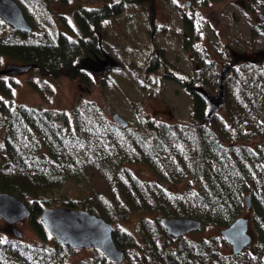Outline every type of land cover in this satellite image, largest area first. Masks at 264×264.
Segmentation results:
<instances>
[{
    "label": "trees",
    "instance_id": "obj_1",
    "mask_svg": "<svg viewBox=\"0 0 264 264\" xmlns=\"http://www.w3.org/2000/svg\"><path fill=\"white\" fill-rule=\"evenodd\" d=\"M15 1L33 33L15 31L0 19V65L5 59L33 64L57 76L76 75L79 62L90 54L110 55L102 45V22L142 2ZM73 2L75 26L67 23L64 31L59 22L66 18L53 5ZM163 56L154 55L149 72L165 68ZM201 65L203 77L196 69L184 85L204 84L215 90V64ZM232 70L225 82L224 105L211 118L205 100L194 96L190 123L147 121L139 126L140 121L137 127L131 122L128 127L115 124L96 103L81 98L71 113L15 105L10 91L14 80L0 77V93L8 97H0V192L21 199L32 213L29 219L37 234L47 239L39 215L58 204L53 193L115 162L107 174L109 195L74 193L60 205L112 223L114 240L126 251L122 264H264V65L246 61ZM32 87L41 90L35 83ZM137 163L148 166L154 179L143 180L127 166ZM179 184L187 186L180 189ZM247 195L251 211L245 206ZM243 216L250 217L255 241L251 249L234 254L220 231ZM165 217L196 219L201 230L211 226L216 234L199 240L174 238L162 225ZM130 220L135 232L122 228ZM74 252L56 239L51 246L0 240V264H72ZM78 264L115 263L101 254Z\"/></svg>",
    "mask_w": 264,
    "mask_h": 264
},
{
    "label": "rangeland",
    "instance_id": "obj_2",
    "mask_svg": "<svg viewBox=\"0 0 264 264\" xmlns=\"http://www.w3.org/2000/svg\"><path fill=\"white\" fill-rule=\"evenodd\" d=\"M141 1V5L129 4L128 11L120 14L111 22L104 23L105 46L109 48L110 55L122 65V68H117V70L112 68L113 71L111 74H106V80L101 85L100 82L103 79L96 80V84L89 85L90 88L86 87L85 83H82V88L79 87L77 82L67 74L63 76L48 74V76L46 72L32 69L21 77L7 78L15 82V85L10 87L11 98L15 105L71 113V108L81 98L96 103L105 111V116L109 120L112 121L113 113H117L133 123L132 127H137L140 121L142 123L139 126L145 125L147 121L165 122V124L190 123L193 113V98L183 87L164 77H161L160 80L156 78L159 80L158 82L156 80L145 81L137 77L136 71L145 63L149 53L154 52V50L150 52V43L155 45L156 50L163 53L171 72L181 75L192 70L187 56L179 45L182 41L181 38L177 40L178 42L173 41L170 33L166 31L168 28L165 22H169L168 25L175 30L181 29L179 12L172 4L179 1L185 4L191 1L194 2L195 8L196 5L199 8L202 0ZM81 2L88 3L90 0H81ZM74 5L75 2L66 6L60 3L53 5L54 9L63 12L61 14L66 18V22L62 20L59 22V28L64 31L67 23L75 26ZM98 5L95 2V6ZM203 9L205 11L202 12L207 16V26L203 28V34L207 35V46L214 47L217 43L212 36L216 30L217 35L223 37V44L229 48L233 47L240 60L264 62V37H262L264 25L257 23L259 20L256 12L258 10L264 13V0H214L207 3ZM56 14L57 12H55ZM130 14H134V17L129 16ZM151 22L156 25L153 32L150 31ZM211 27L214 28V31L210 29ZM9 63V60L5 59L0 65V69ZM16 64L20 63L16 62ZM137 73L141 75V70ZM34 83L41 90L33 88ZM0 97L8 100V97H4L1 93ZM2 140L0 135V147ZM1 164L0 157V167ZM114 165L115 162H111L109 166L93 169L88 178L63 185L60 190L53 193L59 199L58 204H54L53 207L55 205L62 206L60 205L61 199H66L68 195L74 193L80 197L82 195L79 194L87 191L109 195L107 174L114 168ZM127 166H130L136 176L143 180L154 179V174L145 164H127ZM186 186V184H179L180 189H185ZM14 228L22 233V237L18 239L26 243L51 246L55 239L51 235H48L47 239L39 237L30 219L18 223ZM14 228L8 227V224L0 219V240L17 239L14 235ZM122 228L135 232L136 225L130 220L124 222ZM215 234L216 228L209 226L204 230L189 234L188 237L192 240H199ZM74 251L70 259L72 264L85 262L102 254L95 249Z\"/></svg>",
    "mask_w": 264,
    "mask_h": 264
},
{
    "label": "water",
    "instance_id": "obj_3",
    "mask_svg": "<svg viewBox=\"0 0 264 264\" xmlns=\"http://www.w3.org/2000/svg\"><path fill=\"white\" fill-rule=\"evenodd\" d=\"M24 16L22 8L15 0H0V18L3 22L12 26L18 32L31 34L33 28ZM112 62L117 64L113 58H108L105 69L112 67ZM35 68L37 69V66L33 64L10 63L0 69V76L20 77ZM229 69L219 77L216 97L203 87H195V90L202 95L208 105L207 118H211L224 105L225 79L228 76ZM113 120L123 127L129 126V122L117 113L113 115ZM245 206L247 211H251L252 201L248 195L245 197ZM31 214L28 206L17 196L0 192V219L14 225L29 219ZM39 216L45 230L60 244L73 250L97 249L113 263H123L126 251L120 248L114 240L113 234L116 228L112 223L97 216V214L64 205L45 208ZM162 225L174 238H182V236L199 231L202 228L201 221L191 218L165 217L162 219ZM220 232L223 238L231 244L234 254H241L245 248L251 249L252 243L255 241V234L251 228L249 217L236 219L230 226L223 228ZM14 235L16 238L22 237V233L17 229H14Z\"/></svg>",
    "mask_w": 264,
    "mask_h": 264
},
{
    "label": "flooded vegetation",
    "instance_id": "obj_4",
    "mask_svg": "<svg viewBox=\"0 0 264 264\" xmlns=\"http://www.w3.org/2000/svg\"><path fill=\"white\" fill-rule=\"evenodd\" d=\"M211 1L214 0H202L200 4V9L195 8L194 2L188 1L185 4H182L181 1L175 2V4H172L175 9L178 10L179 12V19H180V24H181V29L175 30L172 26L168 25L169 22H165L167 26V32L170 33V35L173 38V41L178 42L177 40L181 38V49L182 52L187 56V60L190 63L191 71L189 73H182L181 75H177L174 72H171L169 69V65L167 61L165 60V68H160L158 71H151L149 72L148 69L151 68L150 64L151 61L154 59V55H157L159 57L160 51L156 50L154 47V44L150 43V52L151 50H154L155 54H149L148 58L144 61L145 63L141 66V68H137L136 74L137 77H140L141 79H144L145 81H150V80H156V78L164 77L168 80L174 81V83L180 85L181 87L184 88V90L190 94L192 98L194 96H200L202 95L195 90L196 86H200L208 90L214 97L218 94V85L215 90H210L208 89L204 84H193L190 87L185 86L184 84L191 81V77L193 76L195 70H199L202 73L203 77V69H202V63H205L206 61L210 63L215 64V70L217 73V82L219 83V77L225 71L230 68L228 76L226 79L229 78L230 75L233 74V70L237 65L243 64L246 61H253V62H261L264 65V62L262 61H257V60H240L237 57V52L234 50L233 47L229 48V46H225L222 42L223 37L220 35H217V31H214V28L211 27L214 31V34H212L213 38L217 41L214 47L207 46V35L206 33L203 34V28L207 26V16L204 15L202 11H205L203 8L205 5ZM230 1V0H229ZM235 1V0H234ZM197 11V13H196ZM256 11V10H254ZM126 11L122 12L125 13ZM258 20L257 23L263 24L264 25V13H261L260 11H256ZM121 13V14H122ZM255 14V13H254ZM129 16L134 17V14H130ZM154 19V18H153ZM113 20V19H112ZM105 22H111V20L103 21L101 24V31L102 34H104V23ZM152 27L150 26V31L153 32L155 30V26L153 22H151ZM118 31V29H117ZM262 37H264V29L262 33ZM104 40V39H103ZM106 41L104 40L102 42V45ZM229 43V42H228ZM219 44V46H216ZM197 45H201L200 47H196ZM199 52V53H198ZM248 52V51H247ZM199 56V57H198ZM164 57V56H163ZM108 58H113L115 62H112V67L106 68L105 69V63L107 62ZM199 58V59H198ZM84 62H79L80 63V69L78 73L74 76H70L73 81L77 82L79 87H83L82 83L87 84L86 87L90 88L89 85L91 84H96V80H102L100 82V85L102 82L106 80V76L113 70H117V68H122V65L109 53L106 52H101L99 55H96L95 53L90 54L89 56H86L83 59ZM159 61L161 62V59L159 58ZM113 68V70H112ZM141 70V75H139L137 72ZM107 74V75H106ZM161 74L162 76H160ZM6 78H11V77H6ZM5 78V79H6ZM225 79V82H226ZM159 80H156L158 82ZM104 86V83L102 84ZM147 85V84H145ZM206 102V101H205ZM208 109V105H207ZM110 112V111H109ZM163 112V111H162ZM114 114V113H113ZM170 115V114H169ZM160 116V115H159ZM173 116V115H170ZM17 224L10 225L8 224V227L14 228ZM15 229V228H14Z\"/></svg>",
    "mask_w": 264,
    "mask_h": 264
}]
</instances>
